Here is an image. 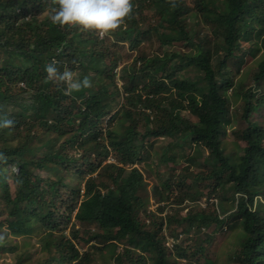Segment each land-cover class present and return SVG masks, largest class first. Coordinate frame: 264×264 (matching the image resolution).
I'll use <instances>...</instances> for the list:
<instances>
[{"label": "trees", "instance_id": "16d2710c", "mask_svg": "<svg viewBox=\"0 0 264 264\" xmlns=\"http://www.w3.org/2000/svg\"><path fill=\"white\" fill-rule=\"evenodd\" d=\"M132 4L131 18L113 38L100 40L94 32L53 25L49 17L58 6L49 0H0V122L13 121L3 130L10 148L0 150V187L5 190L0 211L10 207L9 216L20 218L25 211L37 218L39 226L31 228L28 220L26 228L19 222L12 230L43 233L49 245L40 248L39 257L23 255L14 264H177L181 259L208 264L203 246L191 251L179 245L182 232H216L231 219L241 221L233 261L264 264V0ZM157 16L162 20L155 22ZM193 19L202 22L190 32ZM254 39L260 40L263 54L247 71L251 85L246 87L236 79L249 51L240 41L252 44ZM140 43L151 52L137 50ZM178 45L190 50L182 53ZM125 47L134 56L122 65L118 88L114 70ZM53 61L59 73L71 71L74 81L88 77L91 87L66 94L65 82L48 79L45 69ZM189 67L197 76L180 78ZM238 99L240 115L234 114L236 126L229 131L233 148H228V115ZM157 138L170 139L160 148L159 165L173 167L171 177L160 175L165 180L153 188L157 203L166 204L148 211L150 198L140 194L147 192V183L138 164L144 142ZM46 142L54 151L33 157L36 172L26 170L29 156L38 155ZM186 143L204 148L207 158L198 163L190 157L176 171ZM109 156L116 164H105L109 181L103 190L93 175ZM6 163L17 169L13 177L23 186L16 199L6 181ZM194 166L201 171L192 173ZM41 171L58 173L61 180L77 175L78 180L69 179L72 186L85 181L83 195L48 179L41 180L47 186L41 193L32 180ZM176 188L181 196L164 201L165 190L178 195ZM226 189L237 203L222 217L215 202L225 199ZM45 196L50 202L40 216L32 217L19 205H34ZM144 215L150 218L147 225L140 219ZM182 225L184 230L177 232Z\"/></svg>", "mask_w": 264, "mask_h": 264}, {"label": "rangeland", "instance_id": "374dc122", "mask_svg": "<svg viewBox=\"0 0 264 264\" xmlns=\"http://www.w3.org/2000/svg\"><path fill=\"white\" fill-rule=\"evenodd\" d=\"M211 6L214 9L219 8V3L211 2ZM218 16H220V13L218 14ZM160 20L162 19L159 18L158 16L155 17V22H158ZM198 21L202 22V20H195V19L189 20L188 26H189L190 32L195 30L194 24L197 25ZM251 26H253L252 23H251ZM197 29H200V27L197 26ZM206 29L207 27L203 29L201 32L202 33L207 32ZM240 45L246 50L249 49V51L245 55V59L247 63L246 65L242 67V70L240 71V74L236 77V79L244 80L245 86L249 87L251 85V80L248 78L246 79L247 71H249V69L254 68V64L256 66V62L262 56L263 50L261 48L259 39H254L252 44L242 42L241 40ZM178 46L182 53H186L190 50L189 48L186 47V45L185 46L178 45ZM148 47H149L148 44L140 43L137 50L148 51L147 53H150L151 51L149 50ZM126 48L127 47H125V50L120 51V56L122 60L119 62V66L115 68L114 70L116 73L115 78H116V85L118 88L121 86V83H122L119 79L120 69L123 64L131 62V59H129L130 56H134V52L132 51L127 52ZM196 76L197 74L193 67L184 69L180 73V78H188L190 80L194 79ZM232 94L233 93L231 91H228L227 97H230ZM234 97L235 95L233 94L232 99ZM236 101L237 102L235 104H231L232 106L230 108V112L228 115L229 118L231 119L229 121L231 123L230 127L228 124L226 134H225V140H226L225 144L228 148H233V138L230 135L229 131L236 126L235 124L236 118H234V114L238 113V116L240 115L239 108L241 107V104H242L239 99ZM261 114L264 116V112ZM257 118L259 120H262L261 115H259ZM191 119L194 120V118H191ZM3 130L4 128L0 129V150H8L10 148V145L8 141L6 140V137L3 136V133H4ZM51 140H53V138ZM129 140H136V138H132ZM136 142L138 141L136 140ZM167 142H170V139H165V141H163L162 138L149 139L144 142V146L142 148V160L140 159L141 161L138 164V167H140L142 173L144 174V178L147 183V188H146L147 192H145L144 190H141L140 194L141 196L147 199L150 198V201H149L150 206L148 207V211L157 210L159 205L162 206L163 204H166V203H157V201L155 200V197L153 196V188L157 184L163 182L165 179H168L169 177H171L169 168L173 167V165L169 164L168 167H162L158 163V159H159L158 153L160 156L163 155V150H161L160 148L162 146L164 147ZM36 144H38V142L34 143L33 145H36ZM43 144H44L43 149H41L38 152V155L29 156V159L26 162V167H25L26 170L30 172H36L35 167H33V165L30 164V162L34 160L33 157L43 158L47 156L49 153L54 151L55 147H52L53 146L52 144L47 143V142ZM241 145H244V144L241 143ZM182 149H183L184 156L182 157L178 165L175 167L176 171L184 167V164L187 163V159L190 157H194L198 163L204 162L207 158V151L204 148L199 147L198 145L186 143L182 146ZM237 151L238 153H240L239 149ZM109 163L116 164L115 158L112 156L107 157L105 161H102L101 168L97 169L93 175L96 185H98L103 190H104V186H106V184L109 181L108 171L105 169V164H109ZM4 166L10 170L9 173L6 175V181L10 189L11 197L16 199L17 197H19V192L23 189V186L21 187V182H18L13 177V171H17V169L13 167L12 165H10L9 163H6ZM90 167L91 166L86 167V170H89ZM191 169H192V173H197L201 171L200 168H195V166L192 167ZM127 173L128 172H126V174H124V176L122 177V181L127 176ZM160 175H162L165 179L164 178H162L163 180L159 179ZM71 177L77 179V175L71 176L69 174H66L65 177H63V179L61 180L58 173L54 172V173L47 174V172L41 171L39 172L38 178L36 180L35 179H32V180L35 184L34 187L35 186L39 187V191L41 193L47 190V186L43 184L41 180L48 179L50 181L52 180L61 181V183L64 184L67 190H71V189L79 190L80 189L79 190L80 195H83L85 181L81 180L80 182H77L75 185L72 186L71 180L69 179ZM188 183H191V180H188ZM174 191L178 195H174L175 193L171 194L169 190H165L163 194L164 201H166L165 199L167 197H168V200H171L172 198L176 199L177 197L181 196L179 193H177L178 191L177 188ZM226 191L227 192L225 195V199L223 201L219 200L215 202L216 207L218 209L217 212L222 217L229 216L234 211L236 207V203H237V196L233 194L232 190L226 189ZM193 192L194 190L191 191V193ZM4 199H5V190L2 187H0V201L2 200L4 201ZM49 202H50L49 196H45L42 199L39 198L36 201V204L34 205H31V206L26 205L23 202H21L19 205L22 206L23 204L24 208L28 210L27 212H30L32 217H36V216H40L42 213H46L48 209L47 205ZM200 206L203 207L204 205H200ZM10 210L11 209L9 207L8 209H5L4 213L0 211V247H1L0 264H14L16 260L19 257H22L23 255L31 254L32 258L34 256L39 257L41 254L40 248L42 246L44 248L49 247V245L47 244L48 243L47 240H44L45 238L43 237V233H38V234H36L35 232L32 233L28 230H25L24 228L21 229V231L19 232H14L12 228L17 226L19 222L21 224L23 223L24 224L23 227L26 228L29 223L28 220L30 221V224L32 223L31 228L32 227L34 228L35 226H39L40 222L37 220V218L33 220L29 218L27 214L25 213V211L22 213V216L20 218L9 216L8 214ZM166 213H170V206L166 209ZM30 219L32 220V222ZM140 219L143 222H145L146 225L150 221V218L146 217V215L141 216ZM240 224H241V221L238 222L237 219H231L229 220V223L227 225H224L223 228H221L220 230L216 232L212 231L211 228L201 231L199 233L198 232L195 233L194 230H192L190 233L182 232L183 234L182 238L180 239L178 243L184 248H189V250L191 251L194 250L198 245H201L204 248H206L205 258L208 260V264H236L233 261L232 257H233V254L239 250L238 243H239V235L241 233ZM75 225H76V228H79L80 230L83 229V227H81L79 224H75ZM69 226H70V223H69ZM184 228H185V225H182L181 227H179L177 232H181V230H184ZM90 230L93 231L92 228ZM207 237H210V240L205 242L204 240H206ZM53 238L56 239L57 237L54 235ZM91 246L92 245H90V247ZM52 250L53 248L50 251ZM176 262L177 264H187L185 263L186 262L185 259H181ZM192 264H196L194 260L192 261ZM204 264H207V263H204Z\"/></svg>", "mask_w": 264, "mask_h": 264}, {"label": "clouds", "instance_id": "9594fccd", "mask_svg": "<svg viewBox=\"0 0 264 264\" xmlns=\"http://www.w3.org/2000/svg\"><path fill=\"white\" fill-rule=\"evenodd\" d=\"M49 2L50 5L58 6L52 8L53 14L49 17L53 25L61 28H77L81 32H94L100 40L105 37L113 38L126 20L131 18L133 9L132 0H49ZM168 2L173 7L176 6L175 0H168ZM55 63L53 61L52 64L46 66L48 79L65 82L67 84L66 94L91 87L88 77H85L83 81H74V74L71 71L65 69L61 74L55 67ZM12 125L11 119L4 118L0 122V129L10 128ZM166 244L172 248L173 241Z\"/></svg>", "mask_w": 264, "mask_h": 264}]
</instances>
